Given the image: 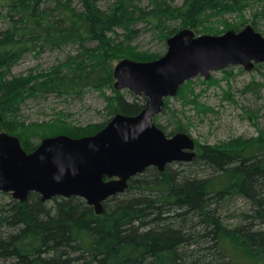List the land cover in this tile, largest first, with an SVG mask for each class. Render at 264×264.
Wrapping results in <instances>:
<instances>
[{
    "label": "trees",
    "instance_id": "16d2710c",
    "mask_svg": "<svg viewBox=\"0 0 264 264\" xmlns=\"http://www.w3.org/2000/svg\"><path fill=\"white\" fill-rule=\"evenodd\" d=\"M79 2L80 7L72 0H0V17L7 22L0 31V133L17 136L29 153L45 138L92 136L115 115L144 110L145 97L114 86L115 62H151L163 55L132 46L138 25L166 43L183 29L197 35L240 31L249 20L230 22L225 16L244 17L255 5L260 8L258 20L251 21L256 31L264 18V0ZM64 46L74 51L61 64L12 75L25 55ZM192 82L179 93H193ZM89 90L104 98L108 119L103 124L76 126L62 119L64 113L51 122L23 120L29 100L81 98ZM170 100L155 123L168 135L188 133ZM0 195L6 199L0 200V264H264V129L254 138L201 146L191 163L170 165L165 172L147 169L130 180L124 194L105 202L102 215L78 197L43 202L32 193L20 202ZM239 199L249 209L234 213L238 221L231 225L224 213Z\"/></svg>",
    "mask_w": 264,
    "mask_h": 264
},
{
    "label": "water",
    "instance_id": "95a60500",
    "mask_svg": "<svg viewBox=\"0 0 264 264\" xmlns=\"http://www.w3.org/2000/svg\"><path fill=\"white\" fill-rule=\"evenodd\" d=\"M166 53L151 62L130 59L114 67L115 89L145 97L135 116L115 115L97 134L82 138L48 137L27 152L17 136L0 133V192L26 202L32 193L43 202L84 199L96 214L105 202L129 189V181L149 168L165 172L175 163L197 158L196 141L187 133L169 137L155 118L165 99L174 98L195 78L230 67L252 71L264 63V36L252 25L221 35H197L183 29L167 39Z\"/></svg>",
    "mask_w": 264,
    "mask_h": 264
},
{
    "label": "rangeland",
    "instance_id": "374dc122",
    "mask_svg": "<svg viewBox=\"0 0 264 264\" xmlns=\"http://www.w3.org/2000/svg\"><path fill=\"white\" fill-rule=\"evenodd\" d=\"M72 1L74 6H81L79 0ZM181 2L182 0H176L178 5ZM105 3L106 0H101V6ZM259 9L255 5L244 12V17L228 14L225 18L238 23L247 19L249 23L246 26L253 25L251 21L258 20L255 16ZM5 28L7 22L4 17H0V31ZM138 28L141 29L140 34L131 41L132 46H136L140 53L146 55L166 53L167 44L161 42L149 27L140 24ZM258 29L264 36L263 16L258 21ZM118 33L122 35L123 31L119 30ZM73 51L72 46H64L61 49L45 48L29 53L12 69V75L26 76L33 69L46 72L64 62ZM117 63L115 62L114 67ZM191 89L193 93L188 90L172 98L170 107L180 111L179 118L188 127L187 134L196 141L197 153L201 146H215L240 137L254 138L260 129H264V63L257 65L252 71L237 66L212 73L207 80L195 78ZM128 93L127 97L132 99ZM60 113H64L63 120L76 126L100 125L108 119L104 98L98 91L92 90L87 91L81 98L50 95L29 100L22 109L23 120L28 125L54 121ZM166 123L167 120L162 121L163 125ZM178 167L180 166H174L175 169ZM0 200L6 199H2L0 195ZM248 209V203L239 199L231 204L224 217L227 218V223L233 225L238 221L233 214Z\"/></svg>",
    "mask_w": 264,
    "mask_h": 264
},
{
    "label": "bare ground",
    "instance_id": "6f19581e",
    "mask_svg": "<svg viewBox=\"0 0 264 264\" xmlns=\"http://www.w3.org/2000/svg\"><path fill=\"white\" fill-rule=\"evenodd\" d=\"M100 1H101V0H100ZM113 8H114V7H113ZM145 23H146V22H145ZM178 95H179V93H178ZM185 95H186V94H185ZM198 96H199V95H198ZM196 97H197V96H196ZM171 122H172V121H171ZM38 147H39V146H38ZM38 147H37V148H38ZM37 148H36V149H37ZM178 164H179V163H178Z\"/></svg>",
    "mask_w": 264,
    "mask_h": 264
}]
</instances>
